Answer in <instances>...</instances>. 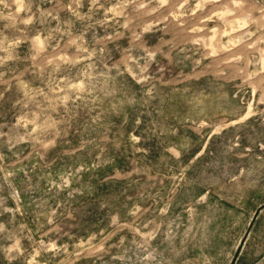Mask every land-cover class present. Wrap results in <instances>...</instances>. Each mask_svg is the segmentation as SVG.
Returning <instances> with one entry per match:
<instances>
[{"label": "rangeland", "instance_id": "obj_1", "mask_svg": "<svg viewBox=\"0 0 264 264\" xmlns=\"http://www.w3.org/2000/svg\"><path fill=\"white\" fill-rule=\"evenodd\" d=\"M0 264H264V0H0Z\"/></svg>", "mask_w": 264, "mask_h": 264}, {"label": "water", "instance_id": "obj_2", "mask_svg": "<svg viewBox=\"0 0 264 264\" xmlns=\"http://www.w3.org/2000/svg\"><path fill=\"white\" fill-rule=\"evenodd\" d=\"M261 208H262V206L256 211L255 216H254V219L256 218L257 214L260 212ZM235 258H236V257H235ZM235 258H234V260H235ZM234 260H233V261H234Z\"/></svg>", "mask_w": 264, "mask_h": 264}]
</instances>
